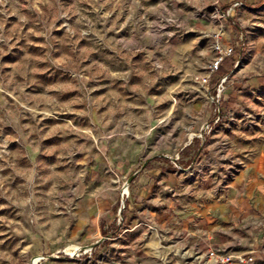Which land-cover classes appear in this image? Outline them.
Here are the masks:
<instances>
[{
    "label": "rangeland",
    "instance_id": "374dc122",
    "mask_svg": "<svg viewBox=\"0 0 264 264\" xmlns=\"http://www.w3.org/2000/svg\"><path fill=\"white\" fill-rule=\"evenodd\" d=\"M217 45L234 53L215 97ZM254 158L264 0H0V264H264V223L255 244L199 246L162 205L222 196Z\"/></svg>",
    "mask_w": 264,
    "mask_h": 264
},
{
    "label": "crops",
    "instance_id": "0c3cea01",
    "mask_svg": "<svg viewBox=\"0 0 264 264\" xmlns=\"http://www.w3.org/2000/svg\"><path fill=\"white\" fill-rule=\"evenodd\" d=\"M247 1L255 2V0ZM169 177L171 178L168 181L165 178L160 181L162 194L167 193L168 185H174L177 181L175 176L169 175ZM171 179L174 181L171 182ZM155 180L153 176L147 179L143 178L142 188H137L135 193L140 192L141 195H148ZM204 197L202 193L192 203L185 201L178 194L172 199H166L165 196L162 197L163 199L160 197L158 201L162 199L164 213L172 211L175 216L179 215L181 228L191 230V240L196 245L203 246L207 243L220 245L223 243L224 246H228L244 245L249 242L255 244L262 238L260 231L246 232V228L251 227L252 230L253 227L250 224L255 221L258 224L264 223V159L254 158L250 162L244 163L236 179L222 196L215 195L210 200ZM177 201H179L178 206L175 203ZM125 205L126 207L121 212L123 216L121 228L127 225V216L131 211V204L129 205L125 201ZM255 247L253 253H259L260 249L257 248L258 246Z\"/></svg>",
    "mask_w": 264,
    "mask_h": 264
},
{
    "label": "built area",
    "instance_id": "2783aa9c",
    "mask_svg": "<svg viewBox=\"0 0 264 264\" xmlns=\"http://www.w3.org/2000/svg\"><path fill=\"white\" fill-rule=\"evenodd\" d=\"M239 2H235L233 4V7L239 5ZM216 13H217V9H215ZM216 51L219 54V57L213 62V64H211L209 66V73L202 78V81L204 83H207L208 80L210 79L211 74L216 70V68L218 67V65L222 62V60L226 57H229L231 55V53L233 52V48H229L226 52H224L219 45L216 46ZM226 80V77L222 78L220 80V82L216 85V92L218 95H216L215 97L219 96V93H221V91L224 89L223 88V84ZM211 100H214V97H211ZM218 121L215 120V123ZM211 130L210 125H206L203 128V132L204 133H209V131ZM124 193V192H123ZM83 253H81L80 251V255H82ZM78 256V255H77ZM206 264H253V260L252 257L248 256V255H232V254H228V253H222V254H207L206 255Z\"/></svg>",
    "mask_w": 264,
    "mask_h": 264
},
{
    "label": "trees",
    "instance_id": "16d2710c",
    "mask_svg": "<svg viewBox=\"0 0 264 264\" xmlns=\"http://www.w3.org/2000/svg\"><path fill=\"white\" fill-rule=\"evenodd\" d=\"M232 65V61L229 57H226L222 60V62L218 65L216 70L210 76V83L213 87L217 85L222 78L227 77L229 75V73L232 71Z\"/></svg>",
    "mask_w": 264,
    "mask_h": 264
},
{
    "label": "bare ground",
    "instance_id": "6f19581e",
    "mask_svg": "<svg viewBox=\"0 0 264 264\" xmlns=\"http://www.w3.org/2000/svg\"><path fill=\"white\" fill-rule=\"evenodd\" d=\"M124 193H125V194H128V187H127V186L124 187ZM85 249H86V250H89V248H85Z\"/></svg>",
    "mask_w": 264,
    "mask_h": 264
},
{
    "label": "water",
    "instance_id": "95a60500",
    "mask_svg": "<svg viewBox=\"0 0 264 264\" xmlns=\"http://www.w3.org/2000/svg\"><path fill=\"white\" fill-rule=\"evenodd\" d=\"M119 214H121V210H119ZM94 245H92L89 249H92Z\"/></svg>",
    "mask_w": 264,
    "mask_h": 264
}]
</instances>
